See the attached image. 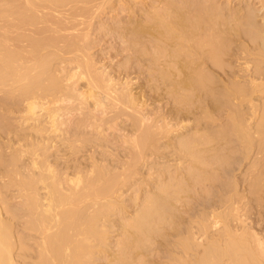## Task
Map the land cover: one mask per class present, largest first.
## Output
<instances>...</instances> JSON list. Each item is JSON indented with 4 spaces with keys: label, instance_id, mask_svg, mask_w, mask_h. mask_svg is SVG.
I'll return each mask as SVG.
<instances>
[{
    "label": "bare ground",
    "instance_id": "obj_1",
    "mask_svg": "<svg viewBox=\"0 0 264 264\" xmlns=\"http://www.w3.org/2000/svg\"><path fill=\"white\" fill-rule=\"evenodd\" d=\"M112 1L0 8L7 33L33 34L0 41V94L15 99L0 102V264H264V223L247 222L241 193L264 196V0L146 8L122 21L137 65L116 73L87 45ZM148 96L173 107L148 114ZM64 144L73 162L58 166Z\"/></svg>",
    "mask_w": 264,
    "mask_h": 264
},
{
    "label": "rangeland",
    "instance_id": "obj_2",
    "mask_svg": "<svg viewBox=\"0 0 264 264\" xmlns=\"http://www.w3.org/2000/svg\"><path fill=\"white\" fill-rule=\"evenodd\" d=\"M2 0H0V8H2L3 6L2 5H4L5 6V0H3L2 2H1ZM117 1H118V3H117ZM115 0V1H112V3H113V7H112V9L109 7V3H108V7L106 8V7H104V9H100V10H96V13L98 14V12H99V15H97L96 13H94V17H92V18H95V19H93V24L91 23V29H89V30H91V31H89L90 32V35H92L91 37H89L90 39H88V42H90V43H88L87 45L88 46H91L90 44L92 43V46L90 47V48H92L90 51H91V53H92V55H93V57L95 58V60L96 61H98V64H100L99 63V61H101V64L100 65H103V67L105 66V68L106 69H109L110 70V72L112 71V73H116L117 72V68H119L121 65L123 66V63L124 62H127V63H131L130 64V66L127 64V66L129 67V70L130 71H133L134 69H132V65H137L136 64V62L134 61V60H129V61H127L128 60V56H126V55H128V53L126 54V50H124L123 48H126L128 45H127V42L126 41H124V40H122V39H120V37L118 38L117 36L119 35L118 34V31H120V29L122 28V26L121 25H124V22L126 21V19L128 20L129 18H131V20L132 19H142L143 18V16L146 14L145 13V10H150V9H152L153 7H156V4L157 5H161L162 3H160V2H163V0L161 1V0H128V1H130V2H124V1H122V0ZM201 1V0H200ZM125 3L126 4V7H125V4L123 5V3ZM143 2V3H142ZM154 4H153V3ZM254 2V1H253ZM252 1H251V3L252 4H254ZM3 3V4H2ZM151 4H153V5H151ZM115 5V6H114ZM123 5V6H122ZM129 5L131 6V7H129ZM255 5L257 6L258 5V3L256 2L255 3ZM254 5V6H255ZM105 6H107V4L105 5ZM111 6V5H110ZM255 6V7H256ZM68 7V6H67ZM66 7V8H67ZM113 8H114V10H113ZM117 8V9H116ZM135 8V9H134ZM147 8V9H146ZM256 8H258V6L256 7ZM111 9V10H110ZM126 9H128V10H126ZM132 9V11L133 12H131L130 10ZM101 10H103V11H101ZM98 11V12H97ZM117 13H116V12ZM130 11V12H129ZM135 11V12H134ZM142 11H144V13L142 12ZM102 12V13H101ZM133 13V14H132ZM141 13H143V14H141ZM258 13H261V11L259 10V12L257 11V14ZM96 14V15H95ZM129 14V15H128ZM134 15V16H133ZM142 15V16H141ZM130 16V17H129ZM137 16V17H136ZM259 16V15H258ZM3 17H5V19L3 18ZM113 17V18H112ZM134 17V18H133ZM141 17V18H140ZM1 18V17H0ZM78 18V17H77ZM111 18V19H110ZM8 19V17H6V16H2V19H0V41L2 42V37H4V36H6V35H8V33L10 32L11 33V30H9V32L7 33V31H6V26L4 27V25H5V23L7 22V21H9V20H7ZM79 19V18H78ZM122 19V20H121ZM124 19V20H123ZM136 19V20H137ZM2 20H4V21H6L5 23L2 21ZM111 20V21H110ZM76 21H77V19H76ZM122 21H124V22H122ZM10 22V21H9ZM75 22V21H74ZM120 22V23H119ZM1 23H3V24H1ZM75 23H78V22H75ZM102 24H104V25H102ZM6 25H9L8 24V22H7V24ZM82 26V24L80 25V26H78L79 27V29L80 28H82L81 27ZM102 26L104 27L103 29H101L102 28ZM108 26H109V28H108ZM118 26V27H117ZM121 26V27H120ZM77 27V28H78ZM84 27V26H83ZM115 27V28H114ZM117 27V28H116ZM88 28H90V27H88ZM94 28V29H93ZM110 28H112V29H110ZM118 28H119V30H118ZM5 29V30H4ZM114 29V30H113ZM117 29V30H116ZM13 30V29H12ZM21 30H23V29H21ZM21 30H18L17 32H21ZM123 30V29H122ZM121 30V31H122ZM24 32H29V29L27 30H23ZM21 32V33H24V32ZM16 31H12V33H11V35L9 34L8 36H10L11 38H15L16 37V33H17ZM29 33H31V32H29ZM29 33H24V34H27L28 36H26L27 38H29L30 39V36H32L33 34L31 33V34H29ZM114 33V34H113ZM116 33V34H115ZM30 35V36H29ZM95 35V36H94ZM13 36V37H12ZM34 36H36V34H34ZM38 36V35H37ZM36 36V37H37ZM92 37H93V39H92ZM18 37H16L15 38V40H17V42L15 41V40H13V41H11L12 43L10 44V45H16L15 43H17V47H19L20 45H21V47H22V45H23V47H24V45H25V43H26V45L27 44H29V43H27V42H29V41H27L26 42V40L27 39H25L24 41L25 42H22V40L20 41L19 39H17ZM94 40V43L92 42ZM122 40V41H121ZM1 42H0V44H1ZM19 42H21V43H19ZM126 42V43H125ZM23 43V44H22ZM62 42H60L58 45H60ZM146 44H148V43H146ZM25 45V47H27ZM57 45V46H58ZM62 46H63V44H61ZM11 46V47H12ZM0 47H1V45H0ZM14 47V46H13ZM16 47V46H15ZM61 47V46H60ZM129 47H132V46H129ZM135 47V46H134ZM136 47H138V46H136ZM124 50V51H123ZM124 54H123V53ZM127 57V59H125ZM135 62V63H134ZM118 65H119V67H118ZM235 65V64H234ZM236 65H237V63H236ZM117 67V68H116ZM116 68V69H115ZM120 69V68H119ZM132 69V70H131ZM108 70V71H109ZM134 72H131V77H133V79H132V81H134V77H135V81H137L138 80V83H141L142 81H141V79H138L139 77H137V74L135 75V74H133ZM136 73V72H135ZM135 75V76H134ZM137 78V79H136ZM144 82H145V80L144 79H142ZM134 81V82H135ZM140 81V82H139ZM144 82H142V83H144ZM3 94V93H2ZM0 94L1 96H0V102H1V100L3 101V103H5V102H7L8 104H12V103H14L15 102V99H13V98H10L9 96H7L6 94ZM4 96V97H3ZM7 98H6V97ZM3 97V98H2ZM10 99H9V98ZM149 97V96H148ZM147 97V99H149ZM156 97V96H155ZM2 98V99H1ZM150 100H152V98H150L149 100H147V103H151V101ZM157 100V99H156ZM163 100V101H162ZM162 100H157V102L159 103H157V102H152L151 103V106L149 105V106H147V107H150L149 109H147L146 108V111H148V112H154V114H155V112L157 111V110H159L160 111V109H161V111L162 110H166V109H168V108H170V107H173V105L172 104H170V103H168L167 101H166V99H162ZM10 101V102H9ZM148 101H150V102H148ZM6 103V104H7ZM156 104V105H154V104ZM155 109V110H154ZM6 110H4V111H2L1 110V112L2 113H6L5 112ZM160 111V112H161ZM151 112L150 113H148V114H151ZM157 113H158V111H157ZM157 113L155 114V115H157ZM152 116H153V114H152ZM154 117V116H153ZM10 119V120H9ZM8 120L9 121H13V118L11 119V118H9ZM125 126H127V124L125 123ZM63 145V144H62ZM62 145H59L60 146V150H56L55 152H54V154H55V156L57 155L58 157H59V160H57L56 161V163H58L59 165L58 166H62V165H64V164H62L61 165V163L64 161V162H66L67 161V159H64V158H66L67 157V154L69 155V152L68 151H66V150H64L66 147H65V144H64V146H62ZM113 145H115V144H113ZM58 146V147H59ZM65 147V148H64ZM93 151V148H91L90 146H87L86 147V150L82 153H80L79 154V156H81V158H82V160L81 159H79L78 158V160H77V162L80 160V162H84V159H83V157H85V160L86 161H88L86 158L88 157L89 158V155L88 154H90L91 152L90 151ZM95 150V149H94ZM67 153L66 154V157L64 156V153L65 152ZM98 152L100 151V150H97ZM100 153V152H99ZM98 153V154H99ZM62 154V155H61ZM98 154H96V151H94V155L95 156H99ZM55 156L54 157H52V159H54L55 160ZM70 156V158H71V155H69ZM68 156V157H69ZM83 156V157H82ZM67 157V158H68ZM254 157V156H253ZM253 157L251 158V159H253ZM70 158H68V162L67 163H70L71 165H72V160L70 159ZM250 158H249V160L248 159H246V161H245V166H241V169H239L238 171H237V177H238V180L240 181V183H239V186H238V188H239V191H241L243 188H244V185L247 183V182H243L244 180H242V175H244V172H245V169L247 168V166L249 167V163H250ZM58 159V158H57ZM63 160V161H62ZM66 160V161H65ZM85 161V162H86ZM61 162V163H60ZM63 162V163H64ZM84 162V163H85ZM243 164V165H244ZM244 169V170H243ZM241 170V171H240ZM247 170V169H246ZM144 173H145V171H143ZM241 176V177H240ZM242 181V182H241ZM244 183V184H243ZM249 188V187H248ZM248 188H247V184L245 185V188H244V190L245 191H242L241 193H243L246 197H245V200H243V202H242V208H244L243 209V212H244V216H246V217H248V219L246 218V220H248L247 222H250V223H253V224H262V223H264L263 221H264V196H263V198H262V200L260 201V204H259V202H258V204H257V201H255L254 200V198L252 197L253 195H251L250 194V192L248 193ZM251 195V196H250ZM122 197H123V202L124 203H126L127 205H130L131 204V200L134 198V192H132V190H131V188H129V189H127V190H125L124 192H123V195H122ZM252 197V198H251ZM246 201V202H245ZM245 203V204H244ZM249 203V204H248ZM256 203V204H255ZM245 206H244V205ZM248 206V207H247ZM247 208V209H246ZM258 208V209H257ZM248 211V212H247ZM245 213H246V215H245ZM249 215V216H248ZM255 218V219H254ZM113 219H116V220H119V216H113ZM251 219V220H250ZM254 221V222H253ZM117 235H118V233H117V231H115V229H113L112 231H111V237H112V239L113 238H115V237H117ZM153 254H156V252L154 253L153 252ZM158 256H159V253L157 254ZM157 255H156V257H157ZM152 256V258L151 259H155L156 257H154V255H151ZM150 256V257H151Z\"/></svg>",
    "mask_w": 264,
    "mask_h": 264
}]
</instances>
